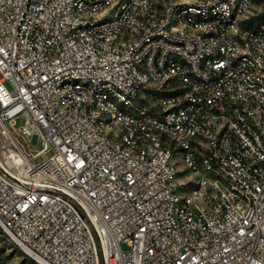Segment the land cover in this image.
Instances as JSON below:
<instances>
[{"label": "built area", "instance_id": "obj_1", "mask_svg": "<svg viewBox=\"0 0 264 264\" xmlns=\"http://www.w3.org/2000/svg\"><path fill=\"white\" fill-rule=\"evenodd\" d=\"M0 237L264 264V0H0Z\"/></svg>", "mask_w": 264, "mask_h": 264}, {"label": "rangeland", "instance_id": "obj_2", "mask_svg": "<svg viewBox=\"0 0 264 264\" xmlns=\"http://www.w3.org/2000/svg\"><path fill=\"white\" fill-rule=\"evenodd\" d=\"M8 89L11 88L10 83H5ZM24 119L20 117L16 118V127H19L23 123ZM42 147L38 143L34 149L39 150ZM52 146H49L48 151H52ZM0 264H36L26 254H24L17 246L10 242L7 238L0 237Z\"/></svg>", "mask_w": 264, "mask_h": 264}]
</instances>
